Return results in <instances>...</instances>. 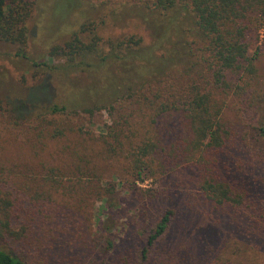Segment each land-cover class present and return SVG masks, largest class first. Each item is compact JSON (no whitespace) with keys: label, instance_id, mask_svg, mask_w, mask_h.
Instances as JSON below:
<instances>
[{"label":"rangeland","instance_id":"374dc122","mask_svg":"<svg viewBox=\"0 0 264 264\" xmlns=\"http://www.w3.org/2000/svg\"><path fill=\"white\" fill-rule=\"evenodd\" d=\"M154 2L35 0L26 21V58L0 41V210L5 206L11 230L0 222V247L26 264H264V140L257 130L264 125V24L247 38L249 53L259 47L253 80L235 95L213 91L222 103V145L175 154L182 145L170 144L183 131L179 113L169 112L159 126L170 133L156 134L162 150L150 149L137 175L132 151L148 135L144 120L124 123L127 107L102 108L104 92L90 71L117 76L129 70L121 66L130 60L115 58L147 50L148 24L159 19ZM82 25L101 38L96 53L108 57L63 70L67 61L50 50ZM132 36L140 38L137 46L107 42ZM80 38L86 41L85 34ZM152 52L158 56L161 48ZM42 81L46 104L76 112L14 120L9 104ZM93 106L91 113L81 110ZM206 180L227 185L229 199L214 201L202 187ZM166 209V229L147 244ZM50 215L60 217L58 227L44 220L28 225L32 216Z\"/></svg>","mask_w":264,"mask_h":264},{"label":"trees","instance_id":"16d2710c","mask_svg":"<svg viewBox=\"0 0 264 264\" xmlns=\"http://www.w3.org/2000/svg\"><path fill=\"white\" fill-rule=\"evenodd\" d=\"M34 2L0 0V41L9 44L14 50L13 55L20 58H26V21L31 16ZM151 10L159 19L157 23L152 21L148 24L152 38L147 50L135 53L128 50L121 57L115 58L130 60L121 66L129 69L126 73L123 70L121 76V73L117 76H101L97 68L89 70L92 79L100 85L98 88L104 92L101 100H98L106 104L102 108L111 110L116 106L127 107L128 111L122 116L124 123L137 116L144 120L142 133L148 135H142V143L132 151L137 175L144 168L141 158L150 149L162 150L156 134L170 133L163 132L165 127L159 126L160 117L169 112L179 113L178 123L183 131L180 138L170 144L182 145L175 154L181 155L187 151L193 153L203 148L214 149L222 145L223 130L219 120L222 103L215 100L213 91L218 90L224 95L230 91L235 95L242 85L253 80L259 47H254L249 53L247 38L253 34L257 37V29L264 24V0H155ZM78 34H85L86 41ZM73 35L70 40L50 50L51 54L67 61L63 70L72 66L90 68L93 62H88V58L104 62L108 57L96 53L101 38L87 25H82L77 34ZM159 36L164 37L163 44ZM123 39L107 42L113 48L131 43L137 46L140 42L139 37ZM156 46L161 48L158 56L152 52ZM75 56L79 57L76 61ZM111 57L116 55L111 53ZM135 59H139L137 63ZM47 92L48 85L44 81L33 86L25 99L16 101L15 105L9 104V110L14 114L11 117L20 121L34 117H41L42 120L45 114L54 117L69 111L76 112L75 107L69 109L63 104H46ZM94 108L97 107H82L81 110L91 113ZM257 130L264 140V125H259ZM168 153H173V150ZM202 187L216 202L228 200L232 194L227 185L218 181L206 180ZM2 208L0 222L5 231L10 233L9 217L6 220V211H3L5 206ZM170 216L171 211L168 209L161 213L152 233L147 237V244H152L162 235ZM43 220L56 227L61 221L57 215L47 216V219L32 216L28 225L43 224ZM0 264L26 263L0 247Z\"/></svg>","mask_w":264,"mask_h":264}]
</instances>
